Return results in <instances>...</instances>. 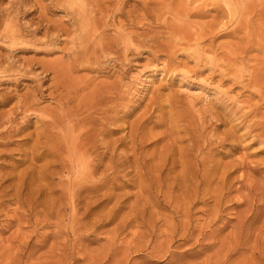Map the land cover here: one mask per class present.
<instances>
[{"label":"rangeland","instance_id":"obj_1","mask_svg":"<svg viewBox=\"0 0 264 264\" xmlns=\"http://www.w3.org/2000/svg\"><path fill=\"white\" fill-rule=\"evenodd\" d=\"M263 58L264 0H0V264H264ZM94 86L103 106L75 136L92 126L111 133L88 156L92 176L49 142L75 125L52 128L58 109L79 108L62 97L82 100ZM75 174L85 191L71 201L64 182Z\"/></svg>","mask_w":264,"mask_h":264},{"label":"bare ground","instance_id":"obj_2","mask_svg":"<svg viewBox=\"0 0 264 264\" xmlns=\"http://www.w3.org/2000/svg\"><path fill=\"white\" fill-rule=\"evenodd\" d=\"M187 2V1H186ZM84 7V6H83ZM83 13H85V12H83ZM87 16H89V15H87ZM85 17L84 16V20H85V23L88 25V26H91V23H96V24H98L97 22H99V21H96L94 18H90V17ZM81 20V19H80ZM101 20V19H100ZM81 22V21H80ZM183 23V22H182ZM106 24V23H105ZM176 24V23H175ZM101 26V25H100ZM224 26H225V24H224ZM99 27V26H98ZM94 29H95V27H94ZM98 30L100 29V27L99 28H97ZM191 29V28H190ZM82 30V29H81ZM99 31H101V29L99 30ZM87 33V32H86ZM90 34V33H89ZM96 34H98V33H96ZM100 35V34H99ZM90 37V36H89ZM88 38V37H87ZM84 39V38H83ZM86 39V38H85ZM89 39V38H88ZM91 40H92V38H91ZM98 41H101V36H100V39L98 40ZM96 42H97V39H96ZM86 43H88V42H86ZM91 43V42H90ZM92 44H93V42H92ZM173 44V43H172ZM108 45V44H107ZM106 46V45H105ZM98 49V48H97ZM110 49V48H109ZM91 51V50H90ZM103 51V50H102ZM105 51H106V49H105ZM86 52V51H85ZM104 52V51H103ZM89 53V52H88ZM87 53V54H88ZM99 53H100V51H99ZM94 55H96L95 53H93ZM75 57V56H74ZM73 57V58H74ZM81 58L83 57L82 55L80 56ZM264 59V58H263ZM75 60V59H74ZM73 60V61H74ZM91 61H93V59L91 60ZM90 61V62H91ZM75 62V61H74ZM71 63V62H70ZM69 63V64H70ZM101 64V63H100ZM63 65V64H62ZM71 65V64H70ZM80 65V64H79ZM56 67V66H55ZM67 67V66H66ZM77 67V66H76ZM54 68V67H53ZM69 68V67H68ZM97 69V68H96ZM54 71V70H53ZM71 71V70H70ZM47 72V71H46ZM98 72V71H97ZM54 74V73H53ZM56 74V73H55ZM54 74V75H55ZM58 74V73H57ZM57 77H59V76H57ZM255 77V76H254ZM51 79H52V77H51ZM66 79V78H65ZM74 80V79H73ZM59 81V80H58ZM91 81V80H90ZM95 81V80H94ZM255 81L256 82H259V80H257V79H255ZM263 81V80H262ZM52 82H53V79H52ZM87 83V84H86ZM95 83V82H94ZM91 83L90 82H85L84 83V85L80 88V91H85V90H87L88 89V87H89V85H90ZM99 84V83H98ZM255 84V83H254ZM259 84V83H258ZM257 84V85H258ZM59 86H60V88L62 87V89H70L71 87H72V85L70 84V83H64L63 81H60L59 82V84H58ZM114 85V84H113ZM260 85V84H259ZM261 85H264V84H261ZM81 86V85H80ZM96 86H97V84H96ZM101 86V85H100ZM103 86V85H102ZM111 86V85H110ZM109 86V87H110ZM116 85H114V87H115ZM255 86V85H254ZM95 87V86H94ZM109 87H106V88H109ZM113 87V86H112ZM119 87V86H118ZM53 88H54V85H53ZM59 88V89H60ZM75 88V87H74ZM116 88V87H115ZM76 90V89H75ZM105 90V89H104ZM109 90V89H108ZM112 89H110V91H111ZM77 91V90H76ZM102 91H103V89H102ZM102 91H101V88H99V87H95V89H93L92 91H91V95H84L83 97H82V100L79 98V96H77V95H74V94H72V93H68L67 95H64V97H62L63 98V100H65L64 98L66 97L67 98V101H68V103L70 104V106L72 107V105H73V100H79L80 102H79V108L78 107H76L75 106V109H76V112H71L70 110H62L61 109V111H60V109H58L57 107V109H58V111H57V109L55 108L54 110L55 111H57L58 112V114L57 115H55L54 114V112H51V113H53L52 114V116H54L53 117V125H52V128L53 129H55L56 131L57 130H59L60 128L62 129V127L64 126V124L65 123H69V124H71V123H75V125H74V127L72 126V128H70V129H67L66 130V132L65 133H67L65 136L64 135H62V133L60 132V134L62 135V137L58 134V135H56V137L55 138H52L51 140H50V144H51V147L50 148H52V149H54V152L55 151H57L58 150V152H59V150H61V149H63L64 148V151H65V149H68L69 150V155H70V157L68 156L67 157V159H68V165H69V167L71 168H75V169H78L79 170V172L81 173V172H83L84 171V169H86L87 170V172H89L90 174H92V176H93V168H95V167H93L92 166V162L90 161V159H89V157L88 156H95L96 155V153H97V148H96V146H95V144H96V142L98 143V141H97V139H98V137L101 135V137H105V136H107V134L109 135L111 132L109 131V130H106V129H104V128H102L101 129V126H98V127H100V129H95L93 126L92 127H90V129H88V130H84L81 134H77L78 136H75V133L76 132H79L80 131V129L82 128V126H83V124L85 123V122H91L92 121V118H93V115H95V116H97V114L100 112V110H101V107L103 106H101V93H102ZM106 91V90H105ZM109 91V92H110ZM54 92H55V90H54ZM59 92V91H58ZM75 92V91H74ZM108 92V91H107ZM108 92V93H109ZM114 92V91H113ZM116 92V91H115ZM56 93H57V91H56ZM64 93V92H63ZM76 93V92H75ZM51 94H52V92H50V96H51ZM62 94V93H61ZM61 94H59V97H60V95ZM65 94V93H64ZM76 94H78V93H76ZM87 94H88V92H87ZM111 94H113V93H111ZM110 94V95H111ZM74 95V96H73ZM83 95V94H82ZM107 93H106V96L104 95V97L106 98V100H107ZM109 95V96H110ZM115 95V94H114ZM116 95H117V93H116ZM118 96V95H117ZM57 97V96H56ZM261 97H262V95H261ZM61 98V97H60ZM111 98V97H110ZM109 98V99H110ZM119 98V97H118ZM55 99V98H54ZM59 99V98H58ZM114 99V98H113ZM113 99H112V101L110 102V100H109V102L110 103H112L113 102ZM31 100V99H30ZM29 100V101H30ZM117 100V99H116ZM122 100V99H121ZM108 101V100H107ZM114 101H115V99H114ZM34 102H35V100H34ZM33 102V103H34ZM104 102H105V100H104ZM103 102V103H104ZM108 102V103H109ZM118 102V101H117ZM119 102H120V98H119ZM122 102V101H121ZM24 103V102H23ZM31 104H33L32 102H30ZM28 104V103H27ZM30 104V105H31ZM35 104V103H34ZM114 104H116V103H114ZM29 105V104H28ZM29 105V106H30ZM60 105V104H59ZM105 105V104H104ZM107 105V104H106ZM112 105V104H111ZM23 106V105H22ZM21 106V107H22ZM25 106V105H24ZM66 106V105H65ZM69 106V107H70ZM110 106V105H109ZM109 106H108V108H109ZM113 106V105H112ZM32 107H34V106H32ZM32 107H30V108H32ZM60 107H61V105H60ZM67 107V106H66ZM70 107V108H71ZM118 107H119V105H118ZM120 107H122V106H120ZM119 107V108H120ZM26 107H24V109H25ZM30 108H26V111H29L30 112ZM103 108H105V107H103ZM107 108V107H106ZM107 108V109H108ZM155 108V107H154ZM19 109H21V108H19ZM33 109V108H32ZM32 109H31V111H32ZM73 110V109H72ZM111 110H113V108L111 109ZM110 110V111H111ZM117 110V109H116ZM115 110V111H116ZM151 110V109H150ZM19 111V110H18ZM23 111V108L21 109V112ZM25 111V110H24ZM34 111H35V108H34ZM53 111V110H52ZM104 112L106 111V110H103ZM108 111V110H107ZM109 111V112H110ZM118 111V110H117ZM121 111V110H120ZM103 112V113H104ZM114 112V111H113ZM7 113V112H6ZM10 113V112H9ZM27 112H25V114H26ZM73 113H75V114H73ZM79 113H82V114H86L87 116H85L86 118H83L82 117V119H77L78 118V114ZM105 113H107V112H105ZM116 113V112H115ZM124 113V112H123ZM13 114V113H12ZM11 113H10V116L12 115ZM16 114V113H15ZM24 114V115H25ZM46 114H47V111H46ZM82 114H81V116H82ZM109 114V113H108ZM112 114V113H111ZM114 114V113H113ZM112 114V115H113ZM121 114V113H120ZM126 114V113H125ZM163 114V113H162ZM104 115V114H103ZM117 114H115V116H116ZM151 115V114H150ZM152 115H154V114H152ZM156 115V114H155ZM6 116V115H5ZM111 116V115H110ZM118 116V115H117ZM121 116V115H120ZM162 116V115H161ZM27 117H29V116H27ZM103 117V116H102ZM101 117V118H102ZM146 117H148V115L146 116ZM150 117V116H149ZM148 117V118H149ZM17 118V117H16ZM47 118H49V117H47ZM80 118V117H79ZM140 118V117H139ZM142 118V117H141ZM145 118V117H144ZM153 118V117H152ZM257 118V117H256ZM39 119V118H38ZM98 119H100V118H97V120ZM108 119V118H107ZM106 119V120H107ZM118 119V118H117ZM121 120H122V118H120ZM150 120H152L151 118H149ZM40 120V119H39ZM45 120V119H44ZM103 120V119H102ZM101 120V121H102ZM112 120H113V118H112ZM111 120V121H112ZM116 120V119H115ZM139 120H141V119H139ZM15 121V120H14ZM43 121V120H42ZM94 121V120H93ZM100 121V122H101ZM142 121V120H141ZM146 121V120H145ZM174 122V121H173ZM9 123V122H8ZM97 123H99V121H97ZM96 123V124H97ZM102 123V122H101ZM114 123L116 124V121H114ZM175 123V122H174ZM45 124H47V122L45 123ZM87 124V123H86ZM113 124V123H112ZM136 124V123H135ZM147 124V123H146ZM149 124V123H148ZM147 124V125H148ZM12 125V124H11ZM50 125V124H49ZM91 125H93V122L91 123ZM98 125V124H97ZM105 125V124H104ZM114 125V124H113ZM113 125H111V126H113ZM147 125H145V126H147ZM86 126V125H85ZM89 126V125H88ZM115 126V125H114ZM123 126V125H122ZM127 125L125 124V127H126ZM131 126V125H130ZM139 127V126H138ZM10 128V127H9ZM8 128V129H9ZM51 128V127H50ZM86 128V127H85ZM110 128V127H109ZM112 128V127H111ZM115 128V127H114ZM128 128V127H127ZM134 128V127H133ZM133 128L132 129H130V130H133ZM136 128V127H135ZM145 128V127H144ZM2 129V128H1ZM6 129V128H5ZM60 129V130H61ZM83 129V128H82ZM116 129H117V127H116ZM124 129V128H123ZM122 129V130H123ZM137 129H139V128H137ZM146 129H147V127H146ZM151 129V128H150ZM112 130V129H111ZM144 130V129H143ZM152 130V129H151ZM7 131V130H6ZM18 131V130H17ZM121 131V130H120ZM126 131V130H125ZM136 131V130H135ZM147 131V130H146ZM146 131H143L144 133L146 132ZM150 131V130H149ZM4 132V131H3ZM15 132V131H14ZM142 132V131H141ZM142 132V133H143ZM1 133V132H0ZM119 133V132H118ZM179 133V132H178ZM10 134V133H9ZM147 135H149V133L147 134ZM146 135V136H147ZM193 135V134H192ZM1 136H2V134H1ZM64 136V137H63ZM112 136H114V133L112 134ZM137 136V135H136ZM194 136V135H193ZM45 137V136H44ZM120 137V136H119ZM138 138H139V136H137ZM136 137V138H137ZM140 137H142V134H141V136ZM100 138V137H99ZM102 138V139H103ZM111 138V137H110ZM109 138V139H110ZM147 138H149L148 136H147ZM4 139V138H3ZM115 139V138H114ZM126 139L128 140V141H131V142H133V141H135V135H134V133L132 132V133H129V135H127V137H126ZM125 139V140H126ZM1 140V139H0ZM5 140V139H4ZM140 139H138V141H139ZM193 139H191V141H192ZM104 141H105V139H104ZM194 141V140H193ZM107 142V141H106ZM124 141L123 140H118V138H117V140L116 141H112V142H110V143H108L107 145H106V150H107V152H110L111 154H113L114 152H115V150H116V145H118L119 143H123ZM148 142V141H147ZM195 142V141H194ZM5 143V142H4ZM48 143V142H47ZM46 143V144H47ZM105 143V142H104ZM125 143H130V142H125ZM135 143V142H134ZM139 143V142H138ZM138 143H137V145H138ZM131 144V143H130ZM129 144V146L131 147V145ZM174 144V143H173ZM191 144V143H190ZM198 144L199 143H196V147L198 146ZM122 145V144H121ZM120 145V146H121ZM144 145V144H143ZM208 145V144H207ZM214 145V144H213ZM122 146H126V145H122ZM190 146V145H189ZM200 146V145H199ZM49 147V146H48ZM99 147V146H98ZM144 147H146V146H144ZM168 147H170V146H168ZM167 147V148H168ZM193 147V146H192ZM100 148V147H99ZM129 148V147H128ZM133 148V147H132ZM137 148V147H136ZM135 148V149H136ZM138 148H139V146H138ZM142 148V147H141ZM140 148V149H141ZM172 148V147H171ZM170 148V149H171ZM189 148V147H188ZM198 148H200V147H198ZM121 149H122V147H121ZM134 149V148H133ZM146 149V148H145ZM145 149H144V151H145ZM169 149V150H170ZM41 150V149H40ZM99 150V149H98ZM128 151H129V149H127ZM131 150V149H130ZM137 150V149H136ZM139 150V149H138ZM165 150V149H164ZM177 150V149H176ZM188 150V149H187ZM195 150V149H194ZM47 151V150H46ZM52 151V150H51ZM127 151V152H128ZM48 152V151H47ZM46 152V153H47ZM117 152V151H116ZM121 152H123V151H121ZM138 152V151H137ZM166 152V151H165ZM164 152V153H165ZM186 152V151H185ZM50 153V152H49ZM125 153V152H124ZM130 153H131V151H130ZM145 153V152H144ZM167 153V152H166ZM172 153V152H171ZM196 153V152H195ZM29 154L30 153H28V156H29ZM41 155H43L42 153H40ZM48 154V153H47ZM57 154H61V153H57ZM102 154V153H101ZM122 154V153H121ZM142 154H143V152H142ZM160 154H162V153H160ZM184 154V153H183ZM187 154V153H186ZM185 154V155H186ZM39 155V154H38ZM37 155V156H38ZM51 155V154H50ZM119 155H120V153H119ZM125 155V154H124ZM129 154H127V156H128ZM133 155V154H132ZM135 155V154H134ZM133 155V156H134ZM147 155V154H146ZM145 155V156H146ZM150 155H152V154H150ZM175 155V154H174ZM203 155V154H202ZM44 156V155H43ZM49 158L51 157V156H49V155H47ZM57 156V155H56ZM101 156V155H100ZM107 156H109V155H107ZM114 156H115V154H114ZM133 156H131V157H133ZM137 156V155H136ZM139 156V155H138ZM144 156V157H145ZM195 156V155H194ZM193 156V157H194ZM25 157H26V155H25ZM24 157V158H25ZM32 156H31V154H30V158H31ZM117 157V156H116ZM119 157V156H118ZM121 157V156H120ZM123 157V156H122ZM121 157V158H122ZM126 157V156H125ZM125 157H123V158H125ZM147 157V156H146ZM145 157V158H146ZM167 156H165V158H166ZM192 157V158H193ZM24 158H23V160L22 161H26L27 159H25L24 160ZM36 158H38V157H36ZM35 158V159H36ZM49 158H47L48 160H49ZM148 158V157H147ZM176 158V157H175ZM181 158V157H180ZM196 158V157H195ZM198 158V157H197ZM203 158V157H202ZM208 158V157H207ZM21 159V158H20ZM43 159H45V158H43ZM54 159H55V157H54ZM54 159H52V160H54ZM61 159V158H60ZM107 159V158H106ZM113 159V158H112ZM141 159V158H140ZM150 159V158H149ZM158 158H156L155 160H157ZM162 159V158H161ZM160 159V160H161ZM172 159H173V156H172ZM48 160H46V161H48ZM52 160H51V162H52ZM116 160V159H115ZM126 160H130V158H126ZM133 160H135V159H133ZM133 160H132V163H133ZM174 160V159H173ZM176 160V159H175ZM186 160V159H185ZM21 161V162H22ZM34 161V160H33ZM32 161V163H33V166H35L34 165V162ZM39 161V160H38ZM43 161V160H42ZM97 161V160H96ZM137 161H139V159L137 160ZM147 161H149V160H147ZM146 161V162H147ZM170 161V160H169ZM178 161H180V160H177V163H178ZM200 161H202V160H200ZM20 162V161H19ZM50 162V161H49ZM102 162V161H101ZM103 162H105V160L103 161ZM102 162V163H103ZM141 162H143V161H141ZM151 162V161H150ZM150 162H148L149 164H150ZM154 162V161H153ZM161 162V161H160ZM165 162V161H164ZM173 162V161H172ZM195 162H196V160H195ZM216 162V161H215ZM26 163H28V162H26ZM99 163V162H98ZM127 163V162H126ZM135 163H137L136 161H135ZM165 163H167V162H165ZM169 163H171V162H169ZM168 163V164H169ZM174 163V162H173ZM172 163V164H173ZM182 162H180V164H181ZM191 163V162H190ZM210 163H212L211 161H210ZM22 164V163H21ZM114 164V163H113ZM121 164V163H120ZM140 164V163H139ZM144 164V163H143ZM147 164V163H146ZM149 164L147 165L148 167H149V169H152V168H150L151 166H149ZM153 165H155L154 163H152ZM179 164V163H178ZM68 165H65V166H63L64 167V169L66 170V168L68 167ZM112 165V164H111ZM134 165V164H133ZM152 165V166H153ZM160 165V164H159ZM200 165H202V164H200ZM211 165V164H210ZM18 166V165H17ZM28 166V165H27ZM32 166V165H31ZM32 166V167H33ZM39 166V165H38ZM47 166V165H46ZM55 166V165H54ZM103 166V165H102ZM158 166V165H157ZM163 166H164V164H163ZM174 166V164L172 165V167ZM180 166V165H179ZM206 166V165H205ZM41 167H43V166H41ZM58 167H59V165H58ZM98 167V166H97ZM135 167V166H134ZM142 167V166H141ZM140 166H139V168H141ZM144 167V166H143ZM153 167H155V166H153ZM159 167V166H158ZM158 167H156V168H158ZM176 167H178V166H176ZM182 167H183V169L184 170H187V172H189V170H191V169H189V165H188V162H185L184 164L182 163ZM192 167V166H191ZM215 167V166H214ZM57 168V167H56ZM124 168H125V166H124ZM155 168V169H156ZM218 168H220V166L218 167ZM101 169V168H100ZM137 169H138V167H137ZM146 169H147V167H146ZM175 169V171H176V168H174ZM174 169H171V170H174ZM199 169V168H198ZM203 169V168H202ZM207 169V168H206ZM206 169H205V171H206ZM77 170V171H78ZM118 170V169H117ZM152 170H154V168L152 169ZM151 170V171H152ZM159 170V169H158ZM157 170V171H158ZM168 170V169H167ZM167 170H165V171H167ZM171 170H168V171H171ZM15 171V170H14ZM13 171V172H14ZM100 171V170H99ZM115 171V170H114ZM144 171H145V168H144ZM148 171V170H147ZM155 171V170H154ZM194 171H196V170H194ZM204 171V170H203ZM224 171V170H223ZM132 172V171H131ZM173 172V171H172ZM191 172H192V170H191ZM197 172V171H196ZM220 172H222V171H220ZM89 173H87V174H89ZM118 173V172H117ZM140 173H142V170H141V172ZM149 173V172H148ZM147 173V174H148ZM151 173V172H150ZM154 172L152 171V173L151 174H153ZM164 173V172H163ZM166 173V172H165ZM193 173V172H192ZM227 173V172H226ZM243 173V172H242ZM12 174V173H11ZM17 174V173H16ZM95 174H96V172H95ZM98 174H99V172H98ZM111 174V173H110ZM122 174V173H121ZM129 174V173H128ZM128 174H126V175H128ZM143 174H145V173H143ZM157 174V173H156ZM159 174V173H158ZM168 173H166V175H167ZM189 174V173H188ZM196 174V173H195ZM208 175L210 174V173H207ZM224 174H225V172H224ZM13 175V174H12ZM83 175V174H82ZM81 175V176H82ZM97 175V174H96ZM95 175V176H96ZM149 176H150V174H148ZM154 175V174H153ZM197 175V174H196ZM213 175H215V174H213ZM18 176V175H17ZM81 176H79V177H77L76 176V174H75V177H74V180H69V181H66V184H65V182H64V188H66V190H67V193H68V195H69V197H70V199H71V201H74L75 200V198L77 197V195L80 193V192H83V191H85V190H83V185L85 184L84 182H85V180H82V179H80L81 178ZM101 175H99V177H100ZM124 176H125V174H124ZM129 176V175H128ZM140 176V175H139ZM145 176V175H144ZM147 176V175H146ZM160 176V175H159ZM162 176V175H161ZM171 176H172V174H171ZM176 176H177V174H176ZM184 176V175H183ZM190 176V175H189ZM204 176H206V175H204ZM210 176H212V175H210ZM210 176H208V177H210ZM215 176H219V175H215ZM225 176V175H224ZM6 177V176H5ZM35 177V176H34ZM64 177V176H63ZM130 177V176H129ZM158 177V176H157ZM168 177H169V175H168ZM179 177V176H178ZM186 177V176H185ZM201 177H202V175H201ZM3 178H4V176H3ZM93 178V177H92ZM136 178H137V176H136ZM146 178V177H145ZM149 178V177H148ZM184 178V177H183ZM182 178V183H185V180ZM197 178V177H196ZM207 178V177H206ZM211 178V177H210ZM210 178H208V179H210ZM215 178V177H214ZM217 178V177H216ZM223 178V177H222ZM16 179H18L17 177H16ZM15 179V180H16ZM45 179V178H44ZM47 179H48V176H47ZM113 179H114V177H113ZM140 179L142 180V176L140 177ZM147 179V178H146ZM217 179H219L220 180V178H217ZM216 179V180H217ZM77 180V181H76ZM98 180H100V178H98ZM103 180V179H102ZM138 180H139V178H138ZM154 180H155V178H154ZM169 180H171V178L169 179ZM174 180V179H173ZM204 180H206L205 178H204ZM212 180V179H211ZM54 181V180H53ZM94 181H95V179H94ZM140 181V180H139ZM158 180L156 179V181H153V182H157ZM166 181V180H165ZM178 181V180H177ZM210 181V180H209ZM222 181V179L220 180V182ZM1 182V181H0ZM12 182V181H11ZM51 182H52V180H51ZM144 182V181H143ZM152 182V181H151ZM152 182V183H153ZM171 182V181H170ZM191 182H192V187H195L196 185H198V182H199V180L197 179H195L194 177H193V175H191ZM211 182V181H210ZM213 182V181H212ZM211 182V183H212ZM214 182H216L215 180H214ZM218 182V181H217ZM225 182V181H224ZM7 183V182H6ZM5 183V184H6ZM16 183V182H15ZM53 183V182H52ZM55 183H57V182H55ZM112 183V182H111ZM133 183V182H132ZM172 183V182H171ZM188 183V182H187ZM207 183V182H206ZM210 183V184H211ZM4 184V185H5ZM91 184V183H90ZM89 184V185H90ZM95 184V183H94ZM109 184V183H108ZM140 184H141V182H140ZM148 184V183H147ZM160 184V183H159ZM175 184V183H174ZM199 184H201L200 182H199ZM217 184V183H216ZM222 184H224V183H221V185ZM18 185H20V184H18ZM60 185V184H59ZM97 185V184H96ZM100 185V184H99ZM101 185H103V184H101ZM150 185V184H149ZM148 185V186H149ZM152 185V184H151ZM158 185V184H157ZM169 185L170 186H168V187H171L170 189H174L175 187L174 186H172L170 183H169ZM190 185V186H191ZM3 186V185H2ZM106 186V185H105ZM115 186H116V184H115ZM140 186V185H139ZM144 186V185H143ZM166 186V185H165ZM202 186H203V184H202ZM207 186H209V184L207 185ZM9 188H10V185L8 186ZM97 187V186H96ZM111 187V186H110ZM118 187V186H117ZM122 187V186H121ZM151 187V186H150ZM154 187H156V185L154 186ZM158 188H159V186H157ZM191 187V188H192ZM204 188H205V185L203 186ZM210 187V186H209ZM209 187H206L205 189L207 190V188H209ZM222 187V186H221ZM1 188V187H0ZM98 188V187H97ZM116 188V187H115ZM139 188V187H138ZM152 188V187H151ZM179 189H178V191H181V192H183V189H181V187L179 186L178 187ZM190 188V187H189ZM200 188V187H199ZM213 188V187H212ZM15 189V188H14ZM55 189V188H54ZM103 189V188H102ZM114 189V188H113ZM112 189V190H113ZM160 189V188H159ZM163 189V188H162ZM165 189H166V187H165ZM185 189V188H184ZM221 189V188H220ZM8 190V189H7ZM65 190V191H66ZM88 190V189H87ZM95 190V189H94ZM99 190V189H98ZM110 190V189H109ZM109 190H107V192H109ZM111 190V191H112ZM158 190V189H157ZM175 190H176V188H175ZM188 190V189H187ZM194 190H195V188H194ZM198 190V189H197ZM202 190V189H201ZM223 190V189H222ZM226 190V189H225ZM110 191V192H111ZM151 191V190H150ZM153 191V190H152ZM196 191V190H195ZM205 191V190H204ZM203 191V192H204ZM224 191V190H223ZM1 192V191H0ZM10 192H12V191H10ZM100 192V191H99ZM174 192V191H173ZM177 193L176 192V195L178 194V195H180V194H184V193ZM202 192V193H203ZM206 192L207 191H205V193H203V195L204 194H206ZM210 192H212L211 190H210ZM209 192V193H210ZM2 193V192H1ZM8 193V192H7ZM88 193V192H87ZM93 192H91V194H92ZM104 193V192H103ZM147 193V192H146ZM165 193H166V191H165ZM170 193V195H171V192H169V190H168V194ZM222 193V192H221ZM10 194V193H9ZM54 194V193H53ZM57 194H58V192H57ZM90 194V193H89ZM90 194V195H91ZM95 194V193H94ZM97 194V193H96ZM141 194H142V192H141ZM145 193H143V196H145L144 195ZM174 194H175V192H174ZM192 194V193H191ZM211 194V193H210ZM209 194V195H210ZM6 195V194H5ZM20 195V194H19ZM84 195H85V193H84ZM93 195V194H92ZM163 195L165 196L166 194H164L163 193ZM173 195V194H172ZM178 195H177V197H178ZM214 195V194H213ZM222 195V194H221ZM2 196V195H1ZM10 196V195H9ZM21 196V195H20ZM154 196V195H153ZM157 196H158V194H157ZM186 196V195H185ZM184 195H183V198L185 197ZM199 196V195H198ZM205 196V195H204ZM224 196H226V195H224ZM114 197V196H113ZM139 197V196H138ZM156 197V196H155ZM180 197V196H179ZM189 197V196H188ZM206 197V196H205ZM219 197V196H218ZM218 197H217V199H218ZM229 197V196H228ZM6 198H8V197H6ZM9 198H12V197H9ZM16 198V197H15ZM140 198V197H139ZM146 198H148L147 196H146ZM150 198V197H149ZM174 198V197H173ZM173 198H172V200H173ZM200 198V197H199ZM214 198V197H213ZM244 198V197H243ZM2 199V198H1ZM0 199V200H1ZM4 199V198H3ZM27 199H29V198H27ZM114 199V198H113ZM151 199V198H150ZM162 199H164V197H162ZM167 199H170V198H167ZM166 199V200H167ZM174 199H176V198H174ZM178 199V198H177ZM253 199V198H252ZM6 200V199H5ZM10 200V199H9ZM21 200V199H20ZM23 200V199H22ZM88 200V199H87ZM160 200V199H159ZM180 199H178V201H179ZM182 200V199H181ZM180 200V201H181ZM192 200V199H191ZM12 201V200H11ZM84 201V200H83ZM151 201V200H150ZM157 201V200H156ZM177 201V200H176ZM175 201V203H179V202H176ZM193 201V200H192ZM210 201V200H209ZM213 201V200H212ZM225 201V200H224ZM6 202V201H5ZM92 202V201H91ZM155 202V201H154ZM153 202V203H154ZM184 201H182V205L183 204H185V203H183ZM186 202V201H185ZM204 202V201H203ZM207 202V201H206ZM217 202H219L218 200H217ZM238 202H239V200H238ZM256 202V201H255ZM3 204H4V202H2ZM16 203H18V202H16ZM164 203V202H163ZM188 203V202H187ZM192 203V202H191ZM253 203V202H252ZM23 204V203H22ZM150 204V203H149ZM165 204H166V202H165ZM173 204V203H172ZM2 205V204H1ZM5 205V204H4ZM3 205V206H4ZM85 205V204H84ZM170 205V204H169ZM181 205V206H182ZM207 205V204H206ZM212 205V204H211ZM220 205V204H219ZM248 205H250V204H248ZM2 206V207H3ZM19 206H21V205H19ZM35 206V205H34ZM152 206V205H151ZM167 206V205H166ZM210 206V205H209ZM1 207V208H2ZM57 207V206H56ZM71 207V206H70ZM177 207H179V206H177ZM176 207V208H177ZM247 207V206H246ZM252 207V206H251ZM257 207V206H256ZM255 207V208H256ZM134 208V207H133ZM170 208H171V206H170ZM174 208V207H173ZM182 208V207H181ZM188 208V207H187ZM186 208V209H187ZM254 208V207H253ZM141 209V208H140ZM175 209V208H174ZM173 209V210H174ZM212 209V208H211ZM19 210V209H18ZM35 210H37V209H35ZM154 210V209H153ZM171 211H172V209H170ZM178 210H180V209H178ZM202 210V209H201ZM214 210V209H213ZM45 211V210H44ZM60 211V210H59ZM137 211V210H136ZM175 211V210H174ZM184 211V210H183ZM17 212V211H16ZM15 212V214H16V216L19 214L18 212V214ZM27 212V211H26ZM90 212V211H89ZM180 212H182V210L180 211ZM185 212V211H184ZM212 212V211H211ZM21 213V212H20ZM33 213H34V211H33ZM80 213H81V211H80ZM189 213V212H188ZM182 214V213H181ZM22 215H24L23 214V212H22ZM55 215V214H54ZM183 215V214H182ZM14 216V215H13ZM47 216V215H46ZM80 216V215H79ZM168 216V215H167ZM174 216H177V215H174ZM181 216V215H180ZM184 216V215H183ZM187 216V215H186ZM207 216V215H206ZM17 217H19V215L17 216ZM20 218V217H19ZM74 218V217H73ZM189 218V217H188ZM215 218V217H214ZM16 219V218H15ZM43 219V218H42ZM41 219V220H42ZM59 219H61V218H59ZM167 219H169V218H167ZM181 219V218H180ZM20 220V219H19ZM29 220V219H28ZM173 220V219H172ZM175 220V219H174ZM194 220V219H193ZM206 220H208V219H206ZM205 220V221H206ZM17 221V220H16ZM37 221V220H36ZM180 221H182V219L180 220ZM186 221H187V219H186ZM189 221V220H188ZM45 222V221H44ZM50 222V221H49ZM53 222V221H52ZM83 222V221H82ZM21 223V222H20ZM61 223V222H60ZM77 223H79V222H76V224ZM171 223H172V221H171ZM183 223V222H182ZM189 223V222H188ZM187 223V227H188V224ZM70 224V223H69ZM83 224V223H82ZM186 224V223H185ZM40 225V224H39ZM60 225V224H59ZM62 225V224H61ZM184 225V224H183ZM76 226V225H75ZM169 226V225H168ZM170 227V226H169ZM174 227V226H173ZM175 228V227H174ZM177 228V227H176ZM175 228V229H176ZM193 228V227H192ZM66 229V228H65ZM169 229H171V227L169 228ZM36 230V229H35ZM69 230V229H68ZM82 231V230H81ZM171 231H173V230H171ZM71 232V231H70ZM194 232V231H193ZM64 233V232H63ZM173 233V232H172ZM180 233V232H179ZM33 234V233H32ZM175 234V233H174ZM177 234V233H176ZM216 234V233H215ZM67 235V234H66ZM207 235V234H206ZM82 236V235H81ZM175 236V235H174ZM79 237V236H78ZM212 237V236H211ZM169 238V237H168ZM173 238V237H172ZM203 238V237H202ZM171 239V238H170ZM206 239V238H205ZM174 240V239H173ZM111 244V243H110ZM221 254V253H220ZM225 257V256H224ZM225 262V261H224Z\"/></svg>","mask_w":264,"mask_h":264}]
</instances>
